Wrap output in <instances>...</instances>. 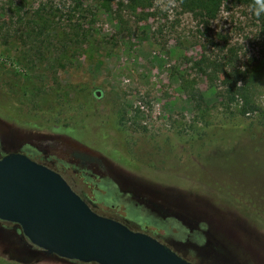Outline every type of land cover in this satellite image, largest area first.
Returning a JSON list of instances; mask_svg holds the SVG:
<instances>
[{
  "label": "rangeland",
  "instance_id": "rangeland-1",
  "mask_svg": "<svg viewBox=\"0 0 264 264\" xmlns=\"http://www.w3.org/2000/svg\"><path fill=\"white\" fill-rule=\"evenodd\" d=\"M106 1L13 0L8 9L0 0V156L38 132L83 138L112 158L110 179L93 188L121 195L118 214L151 212L149 230L174 234L194 264H264V41L250 10L224 3L203 23L176 0H146L141 16L125 6L115 15L108 9L120 0ZM207 58L252 73L260 110L241 114L223 76L203 72ZM86 112L104 116L110 133L92 119L83 137L61 130L67 115ZM5 248L0 264H98Z\"/></svg>",
  "mask_w": 264,
  "mask_h": 264
},
{
  "label": "water",
  "instance_id": "water-1",
  "mask_svg": "<svg viewBox=\"0 0 264 264\" xmlns=\"http://www.w3.org/2000/svg\"><path fill=\"white\" fill-rule=\"evenodd\" d=\"M0 218L18 223L46 254L98 264H193L151 235L96 213L58 172L19 152L0 157Z\"/></svg>",
  "mask_w": 264,
  "mask_h": 264
},
{
  "label": "flooded vegetation",
  "instance_id": "flooded-vegetation-1",
  "mask_svg": "<svg viewBox=\"0 0 264 264\" xmlns=\"http://www.w3.org/2000/svg\"><path fill=\"white\" fill-rule=\"evenodd\" d=\"M90 113L92 114L91 119L96 128L110 132L104 116L93 112ZM83 114L84 113L75 114L72 117L67 115L65 121L62 123L61 130L62 128H65L66 121L72 122L74 120H79ZM36 130L38 129L36 128ZM38 134L35 135V138L22 141L18 148L10 152L22 153L31 160L55 170L66 180L70 187L93 211L100 215L120 221L132 230L149 234L179 254V252L171 244L177 243L174 234L169 231L160 232L157 228L153 231L149 230V224L150 221H152L149 219L151 218V212H149V209V213H146L149 215H143L140 213L137 214L134 212L133 214L128 213L127 216L123 217V215L117 213L120 209L117 205V200L114 199L117 196L116 198L120 200L121 195L119 196L118 193H116L115 197H111V189H107L106 194L102 195L99 191L93 188L94 185L102 187V184L97 181L98 178L110 179L109 171L105 165L107 158L99 150H97L95 146L85 143L84 139L76 138L68 133H63V135L68 139H64L63 142L56 139H49L48 137H40L42 133ZM77 175H82L85 177V180L81 183H78L79 181L74 183L73 180L77 178ZM109 199L112 201L109 202L111 207L104 206V203L107 202L106 200ZM138 202H140L141 207H143V204L145 205V199H141ZM166 213L172 217H177V214L174 213V211H168ZM0 243H5L7 245V249L5 248V251L10 248L11 253L17 255L18 257L28 256V254L34 252V249H36L35 252H39L47 258L57 257L59 259H67L55 254H46L41 248L35 247L36 245L32 244L28 240L18 223L1 218ZM206 249L207 255H212L211 257H214L217 253H214L215 250H218L216 247H207ZM179 255L184 257L181 254ZM184 258L189 260L186 257ZM27 259L28 258L24 260ZM67 260L75 261V259ZM38 264L48 263L43 262Z\"/></svg>",
  "mask_w": 264,
  "mask_h": 264
},
{
  "label": "trees",
  "instance_id": "trees-1",
  "mask_svg": "<svg viewBox=\"0 0 264 264\" xmlns=\"http://www.w3.org/2000/svg\"><path fill=\"white\" fill-rule=\"evenodd\" d=\"M6 1V0H3ZM125 0L119 1V7L113 11V9H110L109 5L112 4L113 0H107V4L109 7L108 10H110L115 15H120L122 12L123 6H125L128 10H130L131 13L142 15V12H137V9L140 5L143 4L146 0H126V3H124ZM179 3V6L182 7L184 11H187L193 15H195L199 20H201L203 23H208L215 19L218 15V13L221 10V6L224 3H231L235 5L243 6L250 10V13L252 14V18H254L256 22V26L258 27L259 34L261 39L264 41V12H261L260 15H257V10L264 5V0H176ZM13 0H9V3L11 4ZM17 6L16 3H12L11 6H9L8 9L13 8ZM109 11V12H110ZM2 26H0V34L3 36L4 33H2ZM226 60V59H225ZM203 61L202 70L207 75H211L214 79L218 78L219 76H223V87L226 89V95L229 101H240V113L243 115H247L250 113H254L256 111L260 110V107L255 105L248 94V81L252 78V73H250L248 70H241L240 68H235L233 65H231L230 68H226V64L228 62L232 61V58H229V60L225 62H221L216 59H201L199 62L201 65ZM206 61V62H205ZM250 71L252 69L249 68ZM241 83V84H240ZM181 88L188 91L189 94H191V97L194 99L196 96L201 98V93L197 88H195L193 85L189 83H184L181 85ZM91 113L86 112L84 113L79 120H74L72 122L66 121L65 122V128H72L75 132H77V128H80L78 131V134L80 137H83L82 135L85 133L84 128L86 125H89L91 120ZM93 124V121L92 123ZM94 125V124H93ZM107 128V127H106ZM106 133H110L107 131ZM83 139V138H81ZM97 150H99L106 158H111L109 153L105 150V147L101 146H95Z\"/></svg>",
  "mask_w": 264,
  "mask_h": 264
},
{
  "label": "clouds",
  "instance_id": "clouds-1",
  "mask_svg": "<svg viewBox=\"0 0 264 264\" xmlns=\"http://www.w3.org/2000/svg\"><path fill=\"white\" fill-rule=\"evenodd\" d=\"M261 12H264V5H262L258 10H257V15H260ZM243 70V68H242Z\"/></svg>",
  "mask_w": 264,
  "mask_h": 264
}]
</instances>
